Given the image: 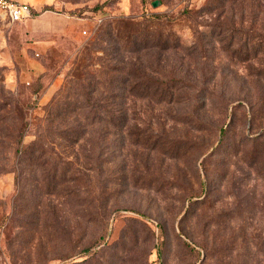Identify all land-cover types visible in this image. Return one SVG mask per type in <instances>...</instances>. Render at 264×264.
<instances>
[{
  "label": "rangeland",
  "instance_id": "rangeland-1",
  "mask_svg": "<svg viewBox=\"0 0 264 264\" xmlns=\"http://www.w3.org/2000/svg\"><path fill=\"white\" fill-rule=\"evenodd\" d=\"M17 1L30 17L0 15V264H264V0ZM155 13L175 17L165 49L115 34ZM128 62L174 94L131 93Z\"/></svg>",
  "mask_w": 264,
  "mask_h": 264
},
{
  "label": "trees",
  "instance_id": "trees-1",
  "mask_svg": "<svg viewBox=\"0 0 264 264\" xmlns=\"http://www.w3.org/2000/svg\"><path fill=\"white\" fill-rule=\"evenodd\" d=\"M103 5L102 4L99 5L97 8H95V10L99 9ZM174 18H175L174 16H169L165 13H155V14L150 15L147 18V20L143 22L142 24L141 22H134L131 19H122L120 21V24L116 28L115 34L117 36L120 35L118 38L126 37L127 39L129 38V40L135 37H138L140 39H145L146 44H154L158 48L165 49V47L169 45L170 43L169 41L171 40V38H173L172 33L169 31H165V30H166V27L170 25L171 20L172 19L174 20ZM151 27L154 28L153 33L147 34L146 30ZM143 29H145V31L142 33ZM124 65L127 70L124 71L125 74L123 76L122 81L125 82V84L128 86V89L131 93H134L137 95L139 93H144L143 91H146V92L151 91V92H155V95L157 93H160L161 95H164V94L170 95L169 97H171L174 94V92H171L169 90L171 87L169 85V82L177 81L176 78L163 81V83L166 85L163 88H161V90H159L153 87L155 84L154 82L155 77H153L152 75H150L151 77L147 75L144 72L141 65L139 64V62L137 63L128 62ZM7 103L9 102L7 101ZM7 107L9 106L8 104H6V102L1 103L0 101V109H6ZM109 113L111 114V118H120V116L123 115V113L120 112V110H116L113 108L112 110H109ZM18 118H19V122L17 123V125L14 126L15 128H17L15 134L13 133L10 135L9 133H7L4 136L5 139H9L7 142H9V144L13 147V149L17 153L21 151L23 135H24L25 129L28 126V121L25 115L21 114L19 115ZM253 238L256 239V243L259 244L260 249L263 250L264 247L260 243H258L259 242L258 239L256 237H253ZM202 247L206 250L208 249L207 244H202ZM158 250L160 252V248ZM89 253H90V248L86 247L84 250H82L81 256H86Z\"/></svg>",
  "mask_w": 264,
  "mask_h": 264
},
{
  "label": "built area",
  "instance_id": "built-area-1",
  "mask_svg": "<svg viewBox=\"0 0 264 264\" xmlns=\"http://www.w3.org/2000/svg\"><path fill=\"white\" fill-rule=\"evenodd\" d=\"M0 15L11 22L22 21L30 17L31 7L26 2L17 0H0Z\"/></svg>",
  "mask_w": 264,
  "mask_h": 264
}]
</instances>
